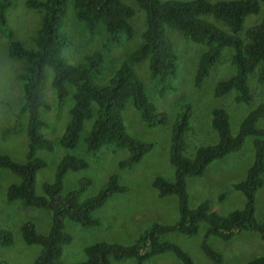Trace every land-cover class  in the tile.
<instances>
[{"label": "trees", "instance_id": "trees-1", "mask_svg": "<svg viewBox=\"0 0 264 264\" xmlns=\"http://www.w3.org/2000/svg\"><path fill=\"white\" fill-rule=\"evenodd\" d=\"M11 4V0H0V34L10 40L9 57L24 63L17 79L22 93L19 113L26 116L27 149L24 163L0 154V168L9 170L19 180L9 185L6 193L8 202L18 201L25 207L51 212V224L45 234L38 233L31 222L21 226L24 243L41 248L33 264H61L63 247L71 242L64 229V220L82 227L96 226L99 222L93 218V212L103 207L114 194L126 191L118 176L112 175L94 197L80 199L82 191L90 184L87 179L80 181L78 189L63 192V179L68 172L88 168V162L74 153L80 142L84 152L93 155L107 145L127 149L129 157L119 163L120 168L138 163L152 148L151 144L127 133L122 112L131 102L148 126L165 124L166 114L158 112L147 99L134 67L148 58L153 88L161 96L175 90L177 56L169 31L187 41L206 46L196 68L195 88L203 86L226 49L232 50L230 61L234 73L216 83L215 97L233 93L236 104L251 106L256 98L249 86L250 78L253 77L258 85H264V15L257 23L244 27L247 17L260 13L264 0H27V8L43 12L40 28L29 47L13 40V32L7 26L6 10ZM69 6L73 19L82 25V31L93 35L101 27L105 35L100 48L84 55L76 64L68 63L62 56L70 39L60 26ZM135 7L145 16L141 43L126 56L106 83H99L105 53L135 36L131 22L136 14ZM47 68L52 71L50 86L57 102L61 104L69 96L72 99L64 131L54 141L43 133L50 126L42 117V112L50 109L41 92ZM187 116V113H182L172 129L170 163L175 169L174 180L158 177L153 182L159 197H177L178 222L172 226L155 223L130 246L105 242L87 246L84 249L85 261L78 264H111L112 259L122 261L131 258L136 259L137 264H143L151 257L168 252L173 253L181 264H194L180 247L160 237L168 232L195 236L202 224L206 228L201 249L215 264H221L223 258L209 246V238L227 242L246 231L258 233L264 243V219L258 223L254 218L255 194L263 185L264 174V128L258 126V122L264 119V103L246 114L235 135L231 132L226 110L213 109L210 124L217 139L214 143L199 146L192 155L186 153ZM86 122H90V127L82 136ZM247 138L253 139V163L247 170L246 178L233 185L245 197L243 209L226 216L210 211L207 202L191 209L188 206L186 178L202 176L209 164L239 151ZM56 146L65 152L57 163L53 181L44 183L43 194L38 195L35 192L36 176L46 167V162L37 153L52 152ZM12 242L11 232L0 225V246H10ZM247 264H264V252Z\"/></svg>", "mask_w": 264, "mask_h": 264}, {"label": "rangeland", "instance_id": "rangeland-1", "mask_svg": "<svg viewBox=\"0 0 264 264\" xmlns=\"http://www.w3.org/2000/svg\"><path fill=\"white\" fill-rule=\"evenodd\" d=\"M11 1V6L6 10L7 26L13 32V40L29 47L32 44V37L40 28L43 12L27 8V0ZM135 9L136 14L131 20L136 31L135 36L132 40L125 41L105 53L99 83H106L126 56L141 43L145 16L142 11L136 7ZM262 15H264V5H261L258 15L246 18L244 27L248 28L257 23ZM73 18L72 8L69 6L60 30L70 39L62 56L68 63L76 64L84 55L98 50L105 35L101 27L97 28L93 35L82 31V25ZM169 36L177 56L175 90L167 91L161 96L153 88L148 58L134 67L137 77L143 83L147 99L155 105L158 112L166 114L165 124L148 126L131 102L127 103L122 112L127 133L141 142L151 144L152 148L138 163L128 168L119 167V163L129 157L127 149L107 145L93 155L85 153L83 143L80 142L78 150L74 152L84 158L89 165L85 170L68 172L65 175L63 192L78 189L80 181L87 179L90 184L82 191L80 199L94 197L112 175L118 176L119 183L126 188V191L114 194L103 207L93 212V218L99 222L96 226L82 227L68 219L64 220V229L70 235L71 242L63 247L61 264H78L85 261L84 249L87 246L99 242L130 246L153 224L172 226L178 222L177 197L175 195L159 197L153 182L158 177L167 181L174 180L175 169L170 163L171 136L173 125L182 113L188 114L189 129L185 133L186 153L192 155L199 146L214 143L217 139L210 124L213 109L226 110L230 117L231 132L235 135L246 114L258 104L264 103V85H258L253 77L249 80V86L254 91L256 99L251 106L236 104L233 93L223 97L214 96L216 83L234 73V66L230 61L232 54L230 49L223 50L220 60L211 70L203 86L195 88L196 68L206 46L187 41L171 31ZM9 42L10 40L0 34V154L7 155L18 163H24L27 149L26 116H21L19 113L22 93L17 79L24 63L9 57ZM51 80L52 71L47 68L41 92L50 104V109L44 110L42 117L50 126L43 133L54 141L64 131L72 99L69 96L59 104L50 86ZM85 125L82 136L89 130L90 122H86ZM258 126L264 128V119L258 122ZM252 141V138H247L239 151L209 164L202 176L186 178L188 206L191 209L203 202L209 203L210 211L221 216L243 209L245 197L236 191L233 185L246 178L247 170L253 163ZM64 152L61 147L56 146L52 152L37 153V156L46 162V167L37 173L36 194L42 195L43 184L53 181L57 163ZM262 178L263 185L255 194L254 218L258 223L264 219V174ZM18 182V178L9 170L0 168V225L9 230L13 237L10 246H0V264H33L41 248L38 245L24 243L21 226L31 222L38 233L45 234L51 224L50 211L25 207L18 201H7L6 193L9 185ZM205 228L202 224L197 235L191 237L179 232H168L160 238L180 247L191 257L194 264H215L201 249ZM208 244L222 255L221 264H247L264 252V243L255 232H240L227 242L212 237L208 239ZM111 264H137V261L134 258L122 261L112 259ZM143 264H181V262L173 253L168 252L151 257Z\"/></svg>", "mask_w": 264, "mask_h": 264}]
</instances>
